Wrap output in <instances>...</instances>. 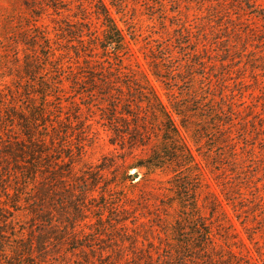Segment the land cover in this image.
I'll use <instances>...</instances> for the list:
<instances>
[{"label": "rangeland", "instance_id": "374dc122", "mask_svg": "<svg viewBox=\"0 0 264 264\" xmlns=\"http://www.w3.org/2000/svg\"><path fill=\"white\" fill-rule=\"evenodd\" d=\"M101 1L128 44L120 56L106 53L100 40L90 46V39L100 38L102 31L95 16L97 0H0L1 94L21 98L15 86L26 54L36 58L35 64H43L47 76L55 59L77 76L78 84L71 78L61 84L53 102L61 112L57 117L61 123L54 120L53 126L66 133L59 138L74 156L78 147L84 152L73 166L76 173L102 168L95 198L86 199L84 232L100 229L102 221L95 218L100 213L98 191L107 183L113 204L102 212L103 224L112 223L108 231L94 244L88 243L89 236L82 240L94 250L83 249L86 257L97 264H144L148 249L153 260L163 261L175 245L170 233L157 226L179 219L180 208L173 201L176 187L170 185L175 173L171 168L158 169L143 180L144 169L131 167L133 179H128L126 167L145 158L156 140L151 137L147 146L137 147L130 146L126 134L124 140L114 137V124L126 133L133 121L125 116L114 123L110 100L114 94L121 103L132 99L134 83L145 75L168 109L172 95L175 101L193 100L202 109L218 112L220 122L209 123L199 148L186 136L191 155L186 156L187 168L177 170L175 179L186 181L181 196L188 207L197 200L215 235V257L233 251L239 264H246V259L264 264V0H113L115 7L109 0ZM82 17L90 22V34L84 29L87 34L81 45L66 31L76 30ZM49 52L54 54L46 59ZM135 103H130V111L135 112ZM140 116L144 119L142 111ZM215 198L230 222L221 215L211 216L209 207ZM118 204L124 205L125 213L116 210ZM17 217L16 228L27 227V216ZM117 218H125V225L120 226ZM190 226L186 223L183 228ZM78 256L75 252L68 260ZM186 262L204 264L191 258Z\"/></svg>", "mask_w": 264, "mask_h": 264}, {"label": "trees", "instance_id": "16d2710c", "mask_svg": "<svg viewBox=\"0 0 264 264\" xmlns=\"http://www.w3.org/2000/svg\"><path fill=\"white\" fill-rule=\"evenodd\" d=\"M109 2L115 7L113 0ZM97 3L100 7L95 11V16L100 20L102 31L100 38L96 35L90 39V46H93L95 40H100L106 53L120 56L119 53L128 49L125 36L115 23L109 8L101 0H97ZM80 20L76 30H68L66 33L82 45L83 36L90 34V22L85 21L84 17ZM51 54L54 53L49 52L45 58ZM26 55L21 66L22 75L17 80L19 84L15 86L20 90L16 92H19L21 98L16 99L13 93H0V264H97L86 257L83 249L88 248L90 252L94 250L82 240L89 236L88 243L94 244L93 242L100 239L112 226L111 222L104 225L102 218L103 210L108 209L109 204L113 205L108 198L109 184L98 191L101 204L96 207L100 213L95 215V218L102 221L100 229H97L96 233H86L83 230L88 210L86 199L95 198L93 191L100 182L102 168L97 169L95 173H76L73 166L84 152L78 147L74 156L59 138L66 133L59 132L53 126L54 120L56 125L61 123L57 122L61 113L58 111L59 107L53 104L55 99H58L61 84L69 78L74 85L78 84L77 76L71 71H65L66 68L57 59L51 63L52 69L47 76V73H42L43 67L40 65L43 64H35L33 61L36 58L32 59ZM107 71L110 73L114 70ZM22 78L24 84L21 85ZM98 80L102 81L100 78ZM137 81L139 84L134 83L136 85L132 99L121 103L119 97L114 94V100H110L114 123L125 116H130L133 121L132 129L126 133L114 124V137L124 140L126 134L130 146L137 147L147 146L153 140L151 137L156 141L150 146L145 158L126 167L125 176L133 179L132 173L128 172L132 167L144 169L141 179L149 180L148 177L156 170L171 168V172L175 174L170 180V185L176 187V191H173V201L180 208L179 219H175L172 224L174 226L157 225L163 233H170L174 248H168L166 260L163 261L153 260L151 249H148L144 264H186V258H191L196 263L202 261L204 264H239L240 260H236L233 251L215 257V235L205 224L197 200L193 199L191 207H188L187 201L181 196L182 190L187 189L186 181L175 179L177 170L187 168L189 160L186 156L190 158L191 155L186 136L199 148L201 140L206 138L204 132L207 131L205 128L209 123L210 126H216L220 122L218 112L210 107L202 109L199 107L201 104L193 100L175 101L172 95H168V109L145 75H141ZM104 84L108 85L109 81H104ZM134 101L137 102L135 112L129 109L130 103ZM142 103L144 107L141 106ZM51 105L53 106L50 107ZM140 111L144 113L145 121L140 116ZM172 114L177 116L178 123ZM209 208L211 216L221 215L222 220L230 222L224 219L227 216L220 210L221 205L216 198ZM117 209L120 213L126 212L123 204L116 205ZM17 213L27 216V227L16 228L19 221ZM142 214L140 211L139 215ZM123 220L125 218H117V223L123 226ZM181 221L184 223L181 224ZM186 223L191 224L187 230L183 228ZM170 226L172 228L169 229ZM8 235L9 238H6ZM75 252H78V258L75 261L68 260ZM185 252H189V255L185 256ZM57 257L63 259L58 261L55 259ZM245 262L250 264L247 259Z\"/></svg>", "mask_w": 264, "mask_h": 264}, {"label": "water", "instance_id": "95a60500", "mask_svg": "<svg viewBox=\"0 0 264 264\" xmlns=\"http://www.w3.org/2000/svg\"><path fill=\"white\" fill-rule=\"evenodd\" d=\"M134 176L136 177V173H134Z\"/></svg>", "mask_w": 264, "mask_h": 264}]
</instances>
